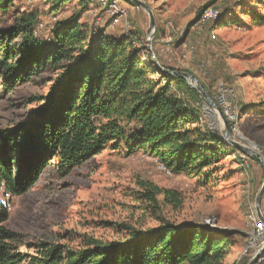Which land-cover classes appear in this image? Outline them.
Returning a JSON list of instances; mask_svg holds the SVG:
<instances>
[{"label":"trees","instance_id":"trees-1","mask_svg":"<svg viewBox=\"0 0 264 264\" xmlns=\"http://www.w3.org/2000/svg\"><path fill=\"white\" fill-rule=\"evenodd\" d=\"M17 1L0 0L2 17L17 15L10 33L0 32L5 91L46 69L56 76L48 93L32 100L37 107L29 119L0 132V191L9 197L0 199V264H224L233 246L230 234L169 223L146 233L134 230L119 242H43L33 246V254L21 252V235L6 226L11 199L30 191L53 163L65 177L111 147L128 155L142 151L174 174L210 181L235 150L203 122L199 94L182 77L159 72L138 37L112 38L102 29L93 34L80 21L86 0L47 38L35 34V13L17 12ZM41 1L55 17L68 2ZM253 6L264 10V0H253ZM139 187L144 205L158 208L161 196L167 205L181 203L178 192L152 182Z\"/></svg>","mask_w":264,"mask_h":264},{"label":"rangeland","instance_id":"rangeland-1","mask_svg":"<svg viewBox=\"0 0 264 264\" xmlns=\"http://www.w3.org/2000/svg\"><path fill=\"white\" fill-rule=\"evenodd\" d=\"M82 1L68 0L57 17L41 0L15 4L19 14H36L40 23L36 34L47 38L57 22L80 11ZM141 1L154 15L152 49L160 65L191 74L211 98L220 84L233 88L237 124L230 126L231 135L244 145L247 140L264 157V10L254 7L253 0ZM89 2L81 22L93 27L97 16H102L106 20L102 30L108 36L134 35L147 49L150 20L145 10L122 0L127 19L112 26L110 17ZM210 7L220 12V19L199 23ZM16 24V14L0 15L3 34H9ZM55 76L56 72L46 69L10 93L0 77V132L29 119L37 107L32 100L48 93ZM203 105V122L223 138L227 129L220 115L205 112ZM233 149L212 171L210 181L167 174L157 168L160 161L156 157L142 151L128 155L111 147L65 177L53 163L30 191L11 199L6 226L21 235V252L33 254V246L43 242L78 247L88 238L123 241L134 230L146 233L164 223L194 225L203 231L230 234L233 246L224 264H249L261 249L254 264H264V237H257L254 226L260 222L255 201L264 183L263 167L257 157ZM147 181L178 192L180 205H167L163 196L158 208L144 205L139 186ZM0 199L9 200L3 190ZM260 211L264 216V194Z\"/></svg>","mask_w":264,"mask_h":264},{"label":"built area","instance_id":"built-area-1","mask_svg":"<svg viewBox=\"0 0 264 264\" xmlns=\"http://www.w3.org/2000/svg\"><path fill=\"white\" fill-rule=\"evenodd\" d=\"M32 1L33 0H28L29 3H32ZM88 2L89 4L94 3L100 11L105 12L106 15L110 17L112 26L124 24L127 19L128 12L121 6L122 0H88ZM219 19L220 12L214 8H208L203 12L199 23L205 25L211 21H217ZM105 24V18H103L102 16H97L94 25L91 28L92 33L97 34L99 30H101L103 26H105ZM212 38L215 39L216 37L213 35ZM213 99L217 106L220 108L222 115L227 120L229 125L231 127L234 126L235 128V125L237 124V116L235 111L237 95L234 89L228 87L225 84H220ZM157 164V168L160 171L170 174V170L164 164H162L161 162H157ZM259 221V223L255 222L254 226L257 237L262 238L264 237V221Z\"/></svg>","mask_w":264,"mask_h":264},{"label":"water","instance_id":"water-1","mask_svg":"<svg viewBox=\"0 0 264 264\" xmlns=\"http://www.w3.org/2000/svg\"><path fill=\"white\" fill-rule=\"evenodd\" d=\"M128 1L132 2L134 5L142 8L149 15L150 25H149V28L147 31V51L150 55V61L153 62V64L155 65V68L163 74H169L172 76L182 77L187 82V84L199 94V96H200V98L204 104L203 105L204 111L205 112L208 111V112H212V113L214 112V113H218L220 115L222 122L227 129V132H225V134L223 135V139H224L225 143L232 146L233 148H236L237 150L241 151L244 155L257 157V159L262 164L263 171H264V157L259 153L257 147L253 146L250 142H247V140H243L246 142L245 145L241 144L235 140V137L233 135H231L230 125L227 122V120L224 118V116L222 115L220 108L217 106V104L215 103L213 98H211L208 95V93L203 89L201 84L191 74H189L187 72L170 71V70L165 69L164 67H162L160 65V63L157 60V57L154 54L153 49H152V39H153V35L155 33V25H156L153 12L149 8V6L146 5L145 3H143L141 0H128ZM263 194H264V183H263V186L260 189V191L256 197V201H255V208H256V211L258 214V219L264 221V216L261 214V211H260V203H261V199L263 197ZM218 232L224 233L222 231H218ZM262 251H263L262 249L259 250V252L256 254V256L253 258V260L249 264H254V262L259 259L260 255L262 254Z\"/></svg>","mask_w":264,"mask_h":264},{"label":"bare ground","instance_id":"bare-ground-1","mask_svg":"<svg viewBox=\"0 0 264 264\" xmlns=\"http://www.w3.org/2000/svg\"><path fill=\"white\" fill-rule=\"evenodd\" d=\"M261 247H262V246H261ZM261 247H258V249L261 248Z\"/></svg>","mask_w":264,"mask_h":264}]
</instances>
